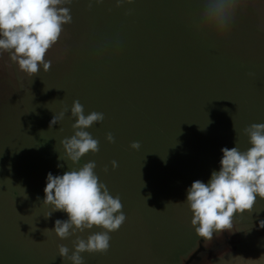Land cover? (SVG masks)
Here are the masks:
<instances>
[{
	"label": "rangeland",
	"instance_id": "374dc122",
	"mask_svg": "<svg viewBox=\"0 0 264 264\" xmlns=\"http://www.w3.org/2000/svg\"><path fill=\"white\" fill-rule=\"evenodd\" d=\"M204 4L69 0L48 71L26 74L0 53V264H71L58 245L101 230L60 240L51 230L67 215L43 203L47 173L89 160L125 220L84 264H264V198L211 240L190 223L186 190L219 170L222 148L246 150L245 127L264 123V0H235L224 29L204 19ZM74 100L104 115L88 129L99 151L77 163L61 144L74 118L49 128Z\"/></svg>",
	"mask_w": 264,
	"mask_h": 264
},
{
	"label": "clouds",
	"instance_id": "9594fccd",
	"mask_svg": "<svg viewBox=\"0 0 264 264\" xmlns=\"http://www.w3.org/2000/svg\"><path fill=\"white\" fill-rule=\"evenodd\" d=\"M68 2L0 0V53H7L26 74L41 69L48 71L52 62L46 59L47 50L58 41L63 26L72 20L70 8L64 6ZM234 7L235 0H205L203 17L224 29ZM68 116L74 118L71 125L74 131L61 144L66 157L77 163L87 153L99 151L100 142L88 129L102 121L104 115L96 111L85 113L79 100H74L70 108L65 107L52 116L49 128ZM243 132L248 138L246 150L241 151L237 146L222 148L219 170L213 171L207 182L193 181L186 190L185 201L192 213L190 223L203 239L211 240L215 231L231 228L234 213L251 210L258 197L264 198V123H252ZM105 139L114 142L111 133ZM130 147L139 150L140 143L133 141ZM111 164L113 168L118 166L115 160ZM95 168L96 162L89 160L78 169L55 176L49 172L45 177L43 203L67 215L65 220H55L51 230L60 240L93 226L101 229L86 238L77 237L71 249L65 244L58 245L59 257H66L71 264H84L82 253L106 252L110 247L109 234L118 230L125 220L119 196H113L100 182ZM257 227L264 228V219L257 221Z\"/></svg>",
	"mask_w": 264,
	"mask_h": 264
}]
</instances>
